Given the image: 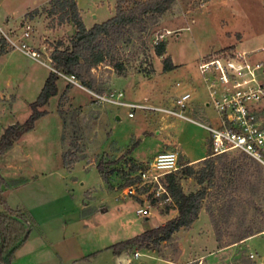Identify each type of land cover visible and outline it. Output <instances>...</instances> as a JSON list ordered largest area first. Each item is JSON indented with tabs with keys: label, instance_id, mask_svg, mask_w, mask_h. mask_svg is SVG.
<instances>
[{
	"label": "rangeland",
	"instance_id": "374dc122",
	"mask_svg": "<svg viewBox=\"0 0 264 264\" xmlns=\"http://www.w3.org/2000/svg\"><path fill=\"white\" fill-rule=\"evenodd\" d=\"M38 1L0 0V17L9 15L0 23L4 39L0 42V134L7 125L27 118L29 104L51 70L48 55L56 41L62 42L61 48L68 45L72 28L59 23L57 14H47L49 0L34 7L35 14L29 15L28 9L19 16ZM75 1L85 24L104 21L115 4V0ZM148 1L152 0H125L124 7ZM143 19L142 32L137 26L131 28L118 38L104 61L81 70L84 80H91V89L58 74L56 94L38 107L46 114L19 136L12 157L4 156L5 152L0 155V174L5 179L0 202L25 214L29 222L28 236L16 247L10 264H69L61 255L83 253L84 257L90 252L92 257L95 248L160 225L173 211L164 195L155 201L148 191L142 198L122 194L124 186L136 180L137 170L151 161L136 158L149 157L163 146L179 153L180 165L182 159L211 151L208 132L194 123L140 109L127 117V108L97 102L87 90L121 92L124 99L134 102H144V95L145 103L166 107L175 96L188 91L183 113L216 126L214 110L204 104L207 92L198 60L236 51L242 36L241 45L257 47L249 58L263 61L259 58L264 55L262 0H174L160 17ZM25 23L30 36L24 42L39 54V61L10 46L3 36L7 33L17 39ZM160 40L164 52L158 56L153 47ZM231 41L234 44L228 45ZM167 55L174 68L162 71V58ZM114 63L121 64L122 75L114 70ZM133 90L137 97H131ZM62 153L75 161L64 166ZM212 157L213 176L209 185L204 182L205 195L198 211L202 218L196 230L190 224L175 231L170 240L161 241L155 250L134 246L136 250L161 256L168 264H264V167L235 150ZM99 161L109 173L107 183L95 168ZM203 165L200 161L191 167L197 170ZM179 183L184 192L201 186L193 175L180 177ZM147 202L151 214H135L136 205ZM100 205H105V212L99 211ZM249 231L253 234L248 239L237 240L239 234ZM105 251L98 252L101 254L91 264H111L110 252ZM125 251L132 256L130 249ZM144 252L131 258V264H161Z\"/></svg>",
	"mask_w": 264,
	"mask_h": 264
},
{
	"label": "trees",
	"instance_id": "16d2710c",
	"mask_svg": "<svg viewBox=\"0 0 264 264\" xmlns=\"http://www.w3.org/2000/svg\"><path fill=\"white\" fill-rule=\"evenodd\" d=\"M125 0H115L113 14L102 22L94 23L86 28L80 18L75 0H49L47 14H57L58 22H66L72 28V34L68 35V45L60 47L62 42L57 40L51 49L48 58L50 70L46 75L43 84L34 99L30 102V113L22 123H15L14 126L7 125L0 134V155L6 152L19 136L32 128L34 120L46 114V110H39L38 107L47 103L51 96L57 92L56 80L58 72L73 76L87 89L92 88L91 80L86 81L82 77L81 70L88 71L91 67L101 63L109 55L115 42L121 36L137 26L138 32L144 30V16L158 18L174 3V0H152L148 2H138L133 8L124 7ZM264 5V0H263ZM29 15L37 12L36 8L31 9ZM0 42L4 39L0 37ZM231 48V47H228ZM156 55L160 56L164 52V42L158 41L153 47ZM226 52V51H225ZM118 75L122 66L120 63L113 64ZM174 64L167 55L162 58V71L171 70ZM210 150V149H209ZM210 151L201 160L203 167L194 170L190 164L181 163L178 167V175L174 172L167 173L161 177V184L165 188L170 198L176 214L167 219L164 223L144 230L125 240H121L109 246L113 254H119L127 246L155 250L161 241H168L171 235L180 228L188 227L197 217L201 200L205 195L204 182L210 184L213 176V157ZM64 166L73 163L75 159H66L65 154L61 156ZM101 180L107 183L108 172L102 168L99 161L95 166ZM193 175L200 188L194 191L184 192L180 186L179 178ZM5 183L4 177L0 174V191ZM131 181L128 183L130 184ZM127 184V185H128ZM0 264H10L16 247L23 242L29 233V222L25 214L9 208L3 201L0 202ZM253 232L239 234L237 240L249 237ZM93 253L82 257L87 259ZM63 264V263H59Z\"/></svg>",
	"mask_w": 264,
	"mask_h": 264
},
{
	"label": "built area",
	"instance_id": "2783aa9c",
	"mask_svg": "<svg viewBox=\"0 0 264 264\" xmlns=\"http://www.w3.org/2000/svg\"><path fill=\"white\" fill-rule=\"evenodd\" d=\"M3 36L10 46L39 61V54L24 42L30 36L27 23L21 27L17 39L7 33H3ZM197 68L207 92L206 105L211 106L216 114V126L201 123L183 113L190 98L188 92L175 96L173 104L166 107L145 101H128L121 92L114 95L111 92L99 94L87 91L97 102L127 108V117H132L134 110L140 109L161 112L192 122L208 132L211 156L235 150L264 167V61L251 60L244 51L224 52L198 60ZM58 74L76 84L73 76ZM177 160L175 151L164 150L156 153L150 162L137 170L136 180L124 186L123 196L142 198L148 191L155 201H159L162 195L165 196L164 200H168L161 177L178 169ZM150 210L151 205L147 202L145 205L137 204L134 212L140 216H148L151 214Z\"/></svg>",
	"mask_w": 264,
	"mask_h": 264
},
{
	"label": "crops",
	"instance_id": "0c3cea01",
	"mask_svg": "<svg viewBox=\"0 0 264 264\" xmlns=\"http://www.w3.org/2000/svg\"><path fill=\"white\" fill-rule=\"evenodd\" d=\"M44 1H47V0H40V1H38V2H36L34 5L32 4L31 6H29V7H26L20 14H19V16H21V15H23L28 9H33L34 7H37L40 3H43ZM263 1V0H262ZM76 2V1H75ZM114 3V2H113ZM76 6H77V3H76ZM77 9H78V12H79V15H80V18H81V21H82V23H83V25L86 27V28H89L90 26H92L94 23H96V22H93L92 24H85L84 23V20H83V15L81 14V10H80V8L77 6ZM112 11H114V8H112ZM113 14V13H112ZM111 14V15H112ZM110 15V16H111ZM6 16H9L8 14H5V15H1V17H0V23L2 24V23H4V20H5V18H6ZM109 16V17H110ZM108 17V18H109ZM6 23V22H5ZM242 36L240 37V42H237V44L235 45V48H236V51H244V52H246V53H248V54H250V52H253V50L254 49H257V47H251L250 49H247L246 47H244L243 45H241V41H242ZM229 44H234L232 41L231 42H229L228 43V45ZM259 48H262V47H259ZM259 58H261V59H263V61H264V55H260V57ZM188 92V91H187ZM135 91L133 90L132 91V94H131V97L133 98V97H137L136 95H135ZM189 93V92H188ZM190 94V93H189ZM142 98H143V101H145L146 100V98H144V95L142 96ZM156 98H158V97H156ZM156 98H155V100H156ZM128 101H133V99H131V100H128ZM204 104H205V106H208V105H206V100H204ZM190 111H189V113L192 111L193 112V110H191V109H189ZM188 116V115H187ZM188 117H190V116H188ZM118 118V117H117ZM193 119V118H192ZM183 120V119H182ZM187 121V120H186ZM192 123V122H191ZM202 123V122H201ZM142 137H144L143 135L142 136H140V138H142ZM17 141V140H16ZM15 141V142H16ZM14 142V143H15ZM14 143H13V145L11 146V148L10 149H8L5 153H4V156H10V157H12L13 156V154H14V148H15V145H14ZM175 148V147H174ZM164 150H167V148L166 147H161L160 149H158L156 152H154V153H152L149 157L148 156H145V157H141L140 156V158H136V159H138L139 161H149V160H151L152 158H153V156L156 154V153H158V152H160V151H164ZM176 153H178L177 151H175ZM178 156H179V153H178ZM206 156V152L205 153H202V154H198L197 156H195V157H193V158H191V159H185V160H181V163H184V162H186L187 164H190V165H192V164H196V163H198V162H200L204 157ZM21 184V181L18 183V182H15V184H14V186L13 187H17L18 185H20ZM2 190V189H1ZM115 200H116V197H115ZM169 201H170V198L168 199ZM106 209L107 208H105V205H100L99 206V211L100 212H105L106 211ZM173 211H172V213L171 214H169V215H167L166 214V219H169V218H171V217H173L175 214H176V210L175 209H172ZM165 217V216H164ZM201 218H202V215L201 214H198V216H197V218L191 223V227L193 228V230H196V228L198 227V222L201 220ZM165 221V218L164 219H161L160 220V223L159 224H162L163 222ZM150 228H152V227H150ZM150 228H148V229H150ZM84 229H86V228H84ZM147 230V229H146ZM144 231V230H143ZM75 232L73 231L72 232V236L74 237V234ZM65 235H67V234H65ZM250 237V236H249ZM248 237V238H249ZM65 237L63 236V239H64ZM248 238H245L242 242H244L246 239H248ZM109 244H107L106 246H103V247H98V248H95L93 251H97L96 253H95V255L94 256H92V257H89V259L88 260H82V259H80V258H82L83 257V253H76V254H72V256H68V255H61V259L62 260H64L65 262H69V264H91V261H93V260H95L101 253H99L98 254V252H100L101 250H106L105 252H104V254L105 253H107V252H110V253H108L109 255H107L108 257V261L111 263V264H131V258H137L138 256H139V253L140 252H144V251H138V250H136L135 249V247L134 246H127L126 248H124L119 254H113L112 253V251H111V249L109 248ZM130 249V251H131V255L132 256H130L129 255V251L127 252V251H125L126 249ZM148 250V249H147ZM92 251V252H93ZM148 251H150V250H148ZM134 252H137V254L136 255H134ZM89 254H90V252H88ZM144 253H146V252H144ZM149 257H152V258H156L157 260H159L160 261V263L161 264H168V261L165 259V258H161V256H157V257H155V256H153L152 254H150V253H146ZM101 264H103V263H101Z\"/></svg>",
	"mask_w": 264,
	"mask_h": 264
},
{
	"label": "water",
	"instance_id": "95a60500",
	"mask_svg": "<svg viewBox=\"0 0 264 264\" xmlns=\"http://www.w3.org/2000/svg\"><path fill=\"white\" fill-rule=\"evenodd\" d=\"M71 34H72V30H69L68 35H71ZM262 262L264 263V259L262 260Z\"/></svg>",
	"mask_w": 264,
	"mask_h": 264
}]
</instances>
